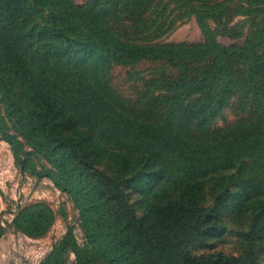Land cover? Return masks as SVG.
<instances>
[{
    "label": "trees",
    "instance_id": "1",
    "mask_svg": "<svg viewBox=\"0 0 264 264\" xmlns=\"http://www.w3.org/2000/svg\"><path fill=\"white\" fill-rule=\"evenodd\" d=\"M173 10L195 16L203 41H157ZM143 61L161 66L147 82L160 92L142 111L106 73ZM248 102L249 116L216 126L227 106ZM0 138L21 170L69 194L84 222V248L67 235L41 264L69 250L76 264H262L264 0H0ZM191 164L198 196L185 205L173 173ZM129 181L145 191L170 183L162 215L175 220L163 228L150 208L138 217ZM225 206L249 216L238 257L201 251L227 232ZM49 222L42 208L19 216L24 231Z\"/></svg>",
    "mask_w": 264,
    "mask_h": 264
},
{
    "label": "rangeland",
    "instance_id": "2",
    "mask_svg": "<svg viewBox=\"0 0 264 264\" xmlns=\"http://www.w3.org/2000/svg\"><path fill=\"white\" fill-rule=\"evenodd\" d=\"M81 4L86 0H74ZM168 0H159L161 5ZM223 1V0H221ZM175 6V2H169V9ZM227 1L223 4L222 12H229L226 7ZM181 16V17H179ZM211 18V17H210ZM246 17L238 15L232 23L244 20ZM172 19V20H171ZM171 25L167 32L161 35L159 42H201L203 35L196 18L193 14H183L180 10L171 12ZM212 22L209 19V24ZM215 23V22H214ZM212 23L211 25H214ZM215 26V25H214ZM248 26L245 27V31ZM245 37L234 39L225 35H217L216 40L224 45L243 41ZM160 64L157 62L143 61L129 65H111L107 68V78L123 99L133 102L142 111L147 108L152 95H157L160 90L149 91V79L158 80L160 76ZM160 100V98L158 99ZM234 103V102H233ZM250 103H235L227 106L216 121V126L223 127L233 123L240 118L249 116ZM194 132V131H193ZM177 168L173 173L174 181L178 187H186L187 193L184 204L187 205L196 201L194 180L196 178V167ZM209 176H205L203 186L204 196L209 200ZM127 199L135 210L138 217L149 220V208L156 216L157 223H162L163 228L169 225L174 217L164 221L162 215L168 208L165 205V196L172 192L171 184H156L151 190L145 191L139 182L123 183ZM222 200H226L223 194ZM45 209L50 213V222L43 229L39 230L29 227L26 231L19 227V216L23 212H33L35 209ZM171 210V209H170ZM177 211V209H175ZM225 222L228 230L222 236L205 243L201 251L221 250L234 257L242 255L246 250L245 235L251 230L249 216L246 212L232 210L225 206ZM21 213V214H20ZM154 226H158L151 220ZM0 264H41L50 251L67 235L75 242L78 248L85 247L83 233L84 222L72 198L66 192L58 189L48 177H37L27 171L21 170L14 162L10 145L0 138ZM200 251V252H201ZM198 252V251H197ZM76 254L69 250L62 255L60 264H76ZM261 263L264 264V253ZM92 264V262H91ZM93 264H98L97 262ZM101 264H111L103 262Z\"/></svg>",
    "mask_w": 264,
    "mask_h": 264
}]
</instances>
